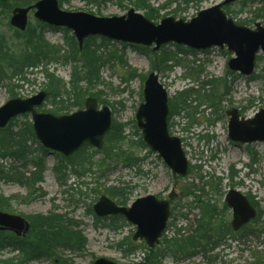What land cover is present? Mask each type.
<instances>
[{
	"label": "rangeland",
	"instance_id": "rangeland-1",
	"mask_svg": "<svg viewBox=\"0 0 264 264\" xmlns=\"http://www.w3.org/2000/svg\"><path fill=\"white\" fill-rule=\"evenodd\" d=\"M39 1V0H36ZM60 1V0H59ZM224 0H151L150 5L154 9L170 3L167 9L159 13V18L154 23L166 17H175L186 21L194 18L201 10H206ZM244 1L230 6L229 17L237 23L246 21L250 28H255L256 23L264 27V12L260 17L255 18L254 12L262 7L260 2L247 4L243 12H240ZM246 2H251L247 0ZM67 12H85L100 18L120 17L125 15L131 8L128 0L101 1L99 4L88 3L83 0H64L61 7ZM0 9V13H1ZM176 11V12H175ZM175 12V13H174ZM144 15L145 13L141 11ZM10 18L0 14V35L6 41L14 43V29L10 26ZM29 27L37 28L39 21L30 14ZM67 34L62 29L47 27L44 29V37L47 42L55 47H63L66 51ZM15 39V38H14ZM101 39L97 40L100 43ZM100 45V44H99ZM108 51L116 53L117 57L123 56L130 69L137 72L138 77L125 83L128 79L129 69L120 64L118 60H112L110 64L102 70L103 83L97 84L91 89L92 93L99 94L107 100L112 112L113 121L119 124L128 125L126 135L128 139L120 146L125 152L136 154L143 160L135 168H129L124 164L113 160H108L106 164L100 165L95 162L91 168V174L84 178L74 175L73 169L68 165L62 171L65 175V183L60 181L55 172L58 164V157L50 152L46 154V172L43 183L37 185L44 195H37L30 201H23L22 197L28 195V190L18 183L0 181V195L5 198H12L10 210L2 212L28 218L36 215H50L57 213L78 223L76 230H80L87 238V246L83 251L70 252L58 250L59 256L72 260L75 264H94L96 260L104 258L117 264H144L146 250L148 249L144 241H134L136 226L127 222L123 218L114 227V221L109 218H97L93 213L94 205L102 195L107 196V190H125L127 206L140 198L148 195L157 196L160 199H168L173 191L178 195L172 201V217L168 223L167 232L164 237L173 238L177 233H181L186 238L196 227L198 221H202V206L198 203L197 197L202 195V200L211 203L216 213V226L228 223L231 228L232 211L225 204V197L230 189H238L245 195L255 198L259 206L264 210V142H256L251 145L237 144L229 140V119L227 111L233 108L239 109L244 118H254V116L264 109V58L258 61L257 68L252 77L241 76L239 73L230 72L228 61L234 57L227 47L221 49L214 47L206 51H194L180 54L174 43L167 45L158 52L140 51L133 45L122 44L109 41ZM186 48V47H184ZM188 49V48H186ZM151 50V49H150ZM178 54V59L182 61L180 67H174L171 71H156L160 75V80L168 91L169 99H173L179 93L194 89L200 93L213 95L212 103L216 106L210 108L207 100L202 98L203 106L199 107L197 95H193L188 101L193 108L198 107V114L194 120L186 117V112L182 110L170 118L169 132L172 136L182 141L183 150L190 164V174L185 178H177L171 169L160 159L157 154L149 151L148 148L139 146L137 143L140 137L136 135V113L142 103V92L144 81L154 69L153 63L160 60L164 53ZM156 65V64H155ZM50 73L69 83L73 72V64H52L48 67ZM42 67L38 70L27 71V81L12 84L5 82L0 87V107L4 106L11 99L10 91L13 89L18 97L22 99L30 98L41 91H46L44 84L46 79L41 73ZM194 71L199 73V77L193 76ZM193 73V74H192ZM192 74V75H191ZM127 75V76H126ZM220 81L217 86H205L208 81ZM18 85L19 88H13ZM225 87L228 94L224 95ZM208 94V95H209ZM218 105V106H217ZM112 106V107H111ZM52 104L48 100L39 109L40 112L49 111ZM171 109V106H170ZM70 113L62 115H70ZM189 112V109L187 113ZM17 127H25L26 122L32 124L30 116L28 118L19 117ZM16 131V130H15ZM40 144L35 141L34 149ZM250 147L259 156L260 161L252 169L247 148ZM237 155V158L234 157ZM104 157L103 153L95 155V160ZM14 164L12 159L0 161V165L9 166ZM18 166V165H16ZM232 172L235 174L231 182ZM212 186L219 184L218 190ZM190 186L197 187L196 195L189 196L187 189ZM72 187V188H71ZM204 187V193L200 191ZM111 197V196H109ZM112 198V197H111ZM118 202L120 199H112ZM201 201V200H199ZM204 207V206H203ZM227 208V209H226ZM255 222V221H254ZM252 222L247 226L251 230H256L253 235L246 236L239 241L227 236L226 242L222 246L211 250L206 242L202 248L196 250V256L185 260L176 261L172 254H167L162 264H264V216L259 224ZM226 223V224H227ZM254 228V229H253ZM232 237H240L241 231L234 232ZM123 246H120L122 245ZM164 239L156 249L164 250ZM129 246H136L137 251L125 253ZM205 248L204 250H202ZM155 249V250H156ZM14 252L5 250L0 252V260L14 256ZM30 264H48L46 260L35 261Z\"/></svg>",
	"mask_w": 264,
	"mask_h": 264
},
{
	"label": "water",
	"instance_id": "water-1",
	"mask_svg": "<svg viewBox=\"0 0 264 264\" xmlns=\"http://www.w3.org/2000/svg\"><path fill=\"white\" fill-rule=\"evenodd\" d=\"M239 1L225 0L199 12L189 22L167 17L156 24L133 8L121 17L99 18L83 12L62 11L57 0H41L31 7L14 9L10 24L25 32L30 11L36 10L34 17L42 23L72 31L80 49L85 39L95 36L144 47L155 45L154 51L170 43L197 51L227 46L228 51L236 56L228 63L230 71L249 77L255 71L257 54L260 51L264 54V27L256 23L253 30L228 17L223 8ZM46 97L47 93L43 91L29 99L9 100L0 107V129H5L15 117L30 114L36 139L45 149L70 158L86 144L97 150L103 148L113 125L110 107L100 108L98 100L90 97L86 100L85 109L71 115L56 116L37 111L36 108L43 104ZM143 97L144 102L136 114L143 142L163 159L174 175L187 177L189 161L181 140L169 133V98L158 74L152 72L148 75ZM227 115L230 116L228 137L232 142L244 145L264 142V109L252 119H241L237 109H231ZM176 197L174 191L168 200L148 195L136 200L130 207H124L103 195L94 206V211L99 217H124L137 228L133 240L144 241L150 249H154L166 231L171 217L170 201ZM225 202L232 210L231 228L235 232L257 217V209L237 189L227 193ZM29 230L30 223L25 218L0 212V231L13 232L20 237ZM95 264L117 263L101 258Z\"/></svg>",
	"mask_w": 264,
	"mask_h": 264
},
{
	"label": "trees",
	"instance_id": "trees-1",
	"mask_svg": "<svg viewBox=\"0 0 264 264\" xmlns=\"http://www.w3.org/2000/svg\"><path fill=\"white\" fill-rule=\"evenodd\" d=\"M88 3L99 4L101 1L107 2L109 0H83ZM151 0H128V3L132 5L136 10L143 11L147 18L150 20H156L159 18V13L163 9H167L170 3L162 5L158 9H154L150 5ZM188 1V0H187ZM242 5L240 12L244 11L247 4H254L260 2L262 7L255 11V18L260 17V13L264 12V0H251ZM36 0H0V9L2 15L7 18L10 17L12 10L15 7H29L33 5ZM64 0H60L62 5ZM228 14L230 13V7L226 8ZM176 12V11H175ZM174 12V13H175ZM0 13V14H1ZM241 25L247 24L246 21H241ZM40 32H37L36 27H29L25 33L14 31V43L6 41L3 36L0 35V87L9 82L12 84L15 80L18 82L27 81V71L31 69H39L42 67L41 73L46 79L44 88L48 93L47 100L52 104V108L47 111L55 115H62L67 112L70 113L75 109L84 108V102L88 97H95L98 99L101 105H108L107 100L103 99L99 94L92 93L91 89L97 84L103 83L102 70L107 64L113 62L112 60H118L121 65L127 67L128 79H123L125 83L137 78V72L129 68L128 63L123 60V56L117 57L115 54L109 52L108 41L101 39L100 43H97V38L87 39L84 47L80 50L78 43L73 36L66 38V51L63 47H55L46 41L44 37L45 25L39 24ZM68 34V32H66ZM100 44V45H99ZM140 51L151 52L150 49L137 47ZM180 54L191 52L183 47H177ZM154 53V52H153ZM260 59V58H259ZM262 59H260L261 61ZM52 64H73V72L69 83L64 82L62 79L56 77L53 73H50L48 67ZM156 64V65H155ZM182 61L178 59V54L164 52L160 56V60L153 63V66L158 71H171L174 67H180ZM153 72V71H152ZM193 74V73H192ZM191 74V75H192ZM126 75V76H127ZM194 77L198 78L199 73L194 71ZM258 77H253V79ZM220 81H208L205 86H217ZM13 88H19L18 85H13ZM228 92L225 87L224 94ZM209 93H200L194 89H189L179 93L173 99L170 100L171 116H174L178 111L182 110L186 112V117L189 120H194L196 114H198V107L193 108V112H190L191 105L188 101L191 100L193 95H197L200 102L199 107L203 106L202 98L207 100L210 108H213L212 103L213 95ZM10 97L16 98L18 94L13 89L10 91ZM142 101V100H141ZM112 107V106H111ZM189 109V112L187 113ZM27 118V116H24ZM14 119L7 128L0 130V161L6 159H12L14 164L9 166L0 165V181L14 182L23 186L28 190V195L22 197L23 201H30L35 196L44 195L37 185L43 183L44 174L46 172L45 156L48 151L39 146L34 149L35 136L33 133L31 123L26 122L25 127L18 129L17 121ZM128 125L113 123L111 131L108 133L105 139L104 148L101 151H95L92 147L86 145L78 153L69 159H65L60 155L58 157V164L55 167V172L58 175L60 181L65 183V175H62V171L67 169L68 165L73 169L74 175L78 178H84L91 174V168L95 162H99L100 165L106 164L108 160H113L118 163H122L127 167H138L143 160L139 159L136 154L125 152L120 149V146L128 139L126 135V128ZM16 130V131H15ZM136 135L140 137L138 145L146 148L142 142L140 132L136 128ZM248 154L251 159L249 167H252L259 163L260 156L252 150L247 148ZM103 153L104 157L100 160H95V155ZM18 165V166H16ZM235 174L232 172L230 177L231 182L234 180ZM214 189L218 190L219 184L214 183ZM72 188V187H71ZM205 195L204 187L200 189ZM107 195L112 199H120L117 203L120 205H127V199H125V190H112L108 189ZM189 196L196 195L198 192L197 187L190 186L187 189ZM204 198L202 195L200 199ZM250 202L258 209V216L255 220V224H259L264 216V210L256 202L255 198L248 195ZM198 203H200L199 196L197 197ZM12 198H5L0 195V211L10 210V202ZM208 201V200H207ZM202 203V221H198L199 226L196 227L186 238L182 237L181 233H177L173 238L168 239L164 237V250L161 249H147L146 259L144 264H162L163 259L167 254H172L176 261L192 258L196 256L199 248H202V244L206 242L207 246H210L211 250H214L220 246L227 239L228 235H231L232 239L243 240L246 236L253 235L256 230H251L247 227L241 230V236L232 237V229L228 226V223L222 222V226H216V213L217 210L211 203ZM227 209V208H226ZM121 217L112 218L114 221V227L118 228L116 224ZM31 223V228L27 235L22 238H18L13 234L0 232V252L10 250L14 252V256L0 260V264H30L35 261L46 260L48 264H75L70 259H65L58 254V250H67L70 252L83 251L87 246V238L80 230H76L78 223L67 219L65 216L52 214L50 215H36L27 218ZM122 219V218H121ZM264 223V222H263ZM254 229V228H253ZM120 246H123L120 245ZM129 250H125V253H133L138 250L136 246H129ZM203 248L202 250H204Z\"/></svg>",
	"mask_w": 264,
	"mask_h": 264
},
{
	"label": "bare ground",
	"instance_id": "bare-ground-1",
	"mask_svg": "<svg viewBox=\"0 0 264 264\" xmlns=\"http://www.w3.org/2000/svg\"><path fill=\"white\" fill-rule=\"evenodd\" d=\"M227 94H228V92H227L225 95H227ZM217 106H218V105H217ZM235 109H236V108H235ZM237 110L240 112L239 109H237ZM240 114H241V119H247V118L242 117L243 114H242L241 112H240ZM234 157L237 158V155H234ZM200 200H201V201H200L201 206H202V203H206L205 200H202V198H201ZM52 214H57V213H52ZM57 215H59V214H57ZM172 257L175 258L173 255H172Z\"/></svg>",
	"mask_w": 264,
	"mask_h": 264
}]
</instances>
